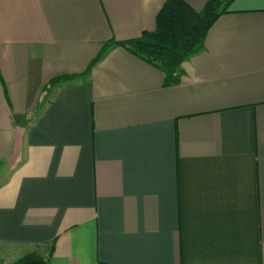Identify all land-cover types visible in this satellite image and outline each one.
<instances>
[{"label": "crops", "instance_id": "0c3cea01", "mask_svg": "<svg viewBox=\"0 0 264 264\" xmlns=\"http://www.w3.org/2000/svg\"><path fill=\"white\" fill-rule=\"evenodd\" d=\"M166 1L0 0L1 264H264V0L174 85L114 45Z\"/></svg>", "mask_w": 264, "mask_h": 264}, {"label": "trees", "instance_id": "16d2710c", "mask_svg": "<svg viewBox=\"0 0 264 264\" xmlns=\"http://www.w3.org/2000/svg\"><path fill=\"white\" fill-rule=\"evenodd\" d=\"M232 2L233 0H210L206 7L198 12L185 0H167L157 15L155 31L144 32L136 39L115 42L114 45L126 48L162 70L166 74L167 85L177 84L184 62L205 49L209 31L215 22L227 13ZM106 51L105 47L91 67L102 59ZM75 77H57L45 88L55 87ZM7 264H48V261L42 254L33 251Z\"/></svg>", "mask_w": 264, "mask_h": 264}, {"label": "rangeland", "instance_id": "374dc122", "mask_svg": "<svg viewBox=\"0 0 264 264\" xmlns=\"http://www.w3.org/2000/svg\"><path fill=\"white\" fill-rule=\"evenodd\" d=\"M0 264H1V262H0Z\"/></svg>", "mask_w": 264, "mask_h": 264}]
</instances>
